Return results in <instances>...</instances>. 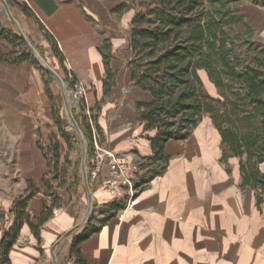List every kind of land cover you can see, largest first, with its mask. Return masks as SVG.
<instances>
[{"label":"crops","instance_id":"crops-1","mask_svg":"<svg viewBox=\"0 0 264 264\" xmlns=\"http://www.w3.org/2000/svg\"><path fill=\"white\" fill-rule=\"evenodd\" d=\"M14 1L26 2L55 37L65 58L63 65L52 56L62 68L79 80L85 92L94 88L95 100L103 99L106 73L99 52L101 46L98 39H93L92 24L80 4L74 0H52L57 8L48 15L33 0ZM43 4L51 10V3L43 1ZM4 6L11 23L17 19L23 24L26 34L41 37L43 32L34 17L14 6L17 13L14 12L16 19L12 20L8 2ZM127 60L130 58L122 60L116 56L111 60V67L117 73V85L107 98L108 102L101 105L105 106V112H112L109 101L122 86L126 88L127 83L136 99L132 106H129L131 103L119 104L109 124L103 115L98 122L102 130H108L109 147L134 169L143 158L153 156L151 142L146 136L148 133L144 131L136 109L137 102H149L151 95L133 85ZM30 75L32 72L26 63L14 66L0 62V93L4 95L5 104L15 103L14 108L23 110L28 108L24 100L42 94L41 84L35 78L33 82ZM203 121L187 140L166 143L164 156L169 158L168 167L141 192L139 203L127 212L124 208L113 212L106 223L100 224L98 232L80 244V255L85 264H264V205L260 211L254 191L249 187L241 189L239 165L233 176L231 170L228 172L229 169L222 166L223 152L220 155L216 151L217 146L201 131ZM135 122L139 124L136 129L133 128ZM29 126L28 137L23 140L25 143L36 141L31 133L32 125ZM213 129L216 130L214 126ZM198 131L211 143L209 149L203 138L198 137L197 141ZM216 133L221 144L218 131ZM149 134L153 136L155 132ZM189 140L190 144L183 143ZM33 153L37 160L24 164L20 183L23 189L25 180L41 182L47 172L45 160L39 158L36 150ZM107 174L106 168L99 179L91 181L92 190L88 191L87 200L93 202V209L100 210L116 200L126 205L124 200L116 197L118 189L109 192L103 186L102 181ZM40 204L39 198L34 197L29 203V211L39 214L43 209ZM10 218L14 222V217ZM79 218L72 209L69 214L59 212L49 219L41 227L40 247L43 252L38 250L37 239L25 225L18 245L16 243L11 251L13 264H45L42 258L48 248L54 247L62 234L77 227Z\"/></svg>","mask_w":264,"mask_h":264},{"label":"trees","instance_id":"trees-1","mask_svg":"<svg viewBox=\"0 0 264 264\" xmlns=\"http://www.w3.org/2000/svg\"><path fill=\"white\" fill-rule=\"evenodd\" d=\"M18 6L26 15L34 17L40 30L49 42L52 55L63 65L65 58L55 37L37 18L34 11L24 2L6 0ZM51 15L56 10L52 0H33ZM43 1L51 3L49 10ZM245 0H122L113 13L123 15L134 11L129 47L132 58L127 60L133 85L151 95L149 102L139 101L136 109L151 142L153 156L143 158L145 167L163 164L150 169V181L162 175L168 167L169 158L164 148L170 140H187L205 119L209 118L218 131L223 150L221 161L229 157L238 159L241 174V189L251 188L255 193L256 205L260 211L264 205V43L254 41V28L242 14L240 3ZM87 18L92 20L85 11ZM245 30V39L242 32ZM11 41V32L0 22V39ZM22 43L23 37L16 36ZM112 44L107 39L99 48L106 78L104 98H109L117 85V73L111 67ZM44 54V53H43ZM0 62L22 64L24 53H0ZM65 69V68H64ZM65 72L68 73L67 69ZM204 72L214 86L217 95L204 92ZM46 93L53 100L52 90L46 85ZM104 102V101H103ZM94 111V110H93ZM80 127L88 142L89 165L94 156V135L102 133L98 118L90 120L78 115ZM155 132L152 136L149 132ZM63 137L70 139L64 132ZM54 158L59 159L60 146L52 139ZM76 146L80 143L76 140ZM79 164H76L78 167ZM230 172V170H228ZM81 178L75 176L74 190L81 185ZM29 185L33 187V182ZM62 187V186H60ZM35 194L26 195L15 201L8 213L0 211V264H13L11 251L18 242L22 228L28 225L41 249V227L53 216L52 206L34 220L29 203ZM59 197V196H58ZM59 202L62 201L61 197ZM56 208L60 207L55 206ZM123 201H113L96 210L106 223L113 212L123 209ZM7 217H14L13 225L5 227ZM89 221L82 233L73 241L70 252L76 255V264H85L80 255V244L99 231Z\"/></svg>","mask_w":264,"mask_h":264},{"label":"rangeland","instance_id":"rangeland-1","mask_svg":"<svg viewBox=\"0 0 264 264\" xmlns=\"http://www.w3.org/2000/svg\"><path fill=\"white\" fill-rule=\"evenodd\" d=\"M80 4V7L91 16L92 20L89 21L92 24V37L96 41L99 40V46H102L104 42L109 39L112 44V53L114 56L125 59V57L132 58V52L129 47V39L132 32V20L134 17V11L131 14L125 13L118 15L113 13V10L122 3V0H74ZM7 2V1H6ZM3 0H0V22L11 32V41L7 37L0 39V53L9 55L11 52L24 53L26 63L29 66L30 79L34 82L37 80L41 84L43 92L38 97L23 101L28 105V108L19 110L14 104H5L4 95L0 93V211L8 213L12 208L15 201L21 197L35 194L34 197L39 198V201L43 206L42 211L37 214L35 211H31V215L34 220H38L47 209L52 206L53 217L57 213H70L74 209L80 216V222L87 218L88 210L91 205L87 200L88 191L92 190L91 179L89 178V152L88 142L80 127L78 115L88 118L89 120L96 116L98 120L103 115L107 119L108 124L112 122V117L118 108L119 104L126 103L132 106L136 97L132 94L131 85L127 83L126 88L122 86L119 92L115 95L114 99L109 101L111 103L112 112H105L104 105L101 103L108 102V99H96L92 89H88L86 92L84 87H80L81 83L74 76L65 72V69L59 64L58 60L52 56V50L49 42H47L44 33H41V37L26 34L23 30V24L16 19L17 8L15 5L9 4L10 18L16 22L11 23L7 12L5 11ZM14 8V10L12 8ZM240 9L242 14L246 17L247 22L254 28V41L264 43V0H245L240 3ZM19 10V9H18ZM19 28L22 29L26 40L23 37L24 43L17 39V35L20 36ZM236 32L246 33L245 30H240L239 27L235 28ZM242 35L246 40L245 35ZM28 41L32 46L37 49L39 54L44 58L46 64L52 69L56 70L58 74L63 78L64 82L68 84L72 90L79 94V107L70 108L66 105L65 91L63 94L62 85L58 82L57 78L47 70L41 62L38 61L36 54L30 47ZM44 53V54H43ZM14 65V64H13ZM20 64L14 65L18 66ZM202 79L204 81V92L209 95L216 96L217 92L212 87L206 74L202 72ZM30 81V85L31 82ZM2 81H0V85ZM49 84L52 90L53 100H51L46 93V85ZM82 91H78V88ZM2 89L0 88V91ZM27 102V103H26ZM24 104V105H25ZM25 105V106H27ZM94 110V111H93ZM32 125V136L36 141L33 143L23 142L24 138L28 137L29 125ZM74 124H77L82 134L86 139L85 146L87 147L86 154L83 151L81 142V135L76 130ZM139 124L135 122L133 128H138ZM201 131L206 133L210 138V141L216 145V151H219L222 155L223 147L218 143L217 131L213 129L210 123V119H204L201 125ZM216 131V132H215ZM64 132L70 135V139L63 137ZM108 132V130H107ZM106 129L100 135H97L99 143H108V133ZM206 135L202 136L198 131V137L203 138L207 143L205 146L209 149L211 143L207 139ZM56 139L60 146L59 159L54 158L52 151V139ZM76 140L79 141L80 147L76 146ZM186 145L191 143V140L183 142ZM37 151L40 159H44L46 162L47 172L41 182L33 181V187L29 185L28 180H25L23 189L21 186L22 176L26 162H32L37 158L33 155V151ZM86 158L88 179L85 178L83 172V161ZM144 162V160H142ZM33 163V162H32ZM25 164V166H24ZM76 164H79L78 167ZM238 160L230 158L226 163H222V166L231 170V176L236 168H238ZM137 169V168H136ZM139 170V169H138ZM261 170L264 172V164L261 165ZM75 176H79L82 180L81 187L74 190L73 181ZM234 178V177H233ZM62 186V187H60ZM249 190V189H248ZM250 192V190H249ZM59 196V197H58ZM61 197L62 201L59 202ZM60 205L56 208L55 206ZM90 216L89 221L93 218V224L101 227V220L105 218L95 209L88 214ZM89 221L81 227H74L68 236L61 241L58 246H52L55 248L57 256V264H76V255L70 252L72 242L79 236L82 230L86 227ZM13 218L7 217L5 223L6 228H10L13 224ZM69 231V230H68ZM67 231V232H68ZM66 233V232H65ZM64 233V234H65ZM62 234L60 238L64 236ZM58 238V240H60ZM58 240L54 243L56 244ZM18 245V242H17ZM48 248L45 257V264H53V258L51 248ZM16 264H21L16 262Z\"/></svg>","mask_w":264,"mask_h":264},{"label":"built area","instance_id":"built-area-1","mask_svg":"<svg viewBox=\"0 0 264 264\" xmlns=\"http://www.w3.org/2000/svg\"><path fill=\"white\" fill-rule=\"evenodd\" d=\"M82 87V85H80ZM94 135V156L91 160V168H88L89 178L95 181L100 178L104 170L108 169V174L104 177L102 184L107 187L109 192L119 190L117 198L126 202L124 211L127 212L130 207L139 203L141 192L148 187L150 176L146 173L153 168H160L163 164L156 163L153 166L145 167L143 161L138 162L134 169L115 153L108 144L99 143L96 130L93 129ZM137 168V169H136ZM139 169V170H138Z\"/></svg>","mask_w":264,"mask_h":264},{"label":"water","instance_id":"water-1","mask_svg":"<svg viewBox=\"0 0 264 264\" xmlns=\"http://www.w3.org/2000/svg\"><path fill=\"white\" fill-rule=\"evenodd\" d=\"M3 2L5 3V5H7L6 0H3ZM19 32H20V35H21L22 37H24L26 40H28V38L25 36V34H24V32L22 31L21 28H19ZM28 43H29L30 47H32V50L34 51V53L36 54V57H37L38 61L41 62L42 65H43L47 70H49V71H50V72H51V73L57 78L58 82L62 85V88H63V94H64V90H65V89H69V90L71 89V90H72V88H71L68 84H66V83L64 82L63 78L58 74V72H57L56 70L52 69L51 67H49V66L46 64L44 58L39 54V52L37 51V49H35V48L32 46V44H30L29 41H28ZM80 87H81V86H80ZM80 87L78 88V91H82ZM66 105H67V101H66ZM74 126H75L76 130H78V131L80 132V135H81V142H82V146H83V151H84V153L86 154V152H87V147L85 146V144H86V139H85L84 135L82 134L81 130L79 129L78 125H77V124H74ZM83 172H84V176H85V178L88 179L87 166H86V158H84V161H83ZM92 209H93V202H91V205H90L89 210H88V214L92 211ZM88 214H87V218H86V219H83V221H82L81 223H79V224L77 225V227L84 226V224H86V223L89 221L90 216H89ZM70 232H71V231L66 232V233L64 234V236H63L62 238H60V240H58V242H57L54 246H58V244H59L61 241H63V240L68 236V234H69ZM54 249H55V248H52V250H51L52 258H53V264H57V256H56V253H55V250H54Z\"/></svg>","mask_w":264,"mask_h":264},{"label":"bare ground","instance_id":"bare-ground-1","mask_svg":"<svg viewBox=\"0 0 264 264\" xmlns=\"http://www.w3.org/2000/svg\"><path fill=\"white\" fill-rule=\"evenodd\" d=\"M65 97L67 101V106L72 108H78L79 107V94L76 93L74 90L65 89Z\"/></svg>","mask_w":264,"mask_h":264}]
</instances>
